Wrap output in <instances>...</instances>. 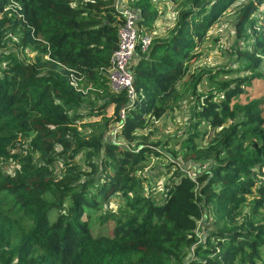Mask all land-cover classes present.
<instances>
[{"label": "trees", "instance_id": "trees-1", "mask_svg": "<svg viewBox=\"0 0 264 264\" xmlns=\"http://www.w3.org/2000/svg\"><path fill=\"white\" fill-rule=\"evenodd\" d=\"M236 1H175L170 36L134 51L130 102L105 73L123 21L116 0H0V159L19 167L13 178L0 172V264H264V97L242 101L254 80H264V28L254 30L250 19L264 0H248L235 24L236 43L244 38L236 62L248 77L217 79L199 93L204 73L206 86L231 69H190ZM128 2L138 33L152 31L161 15L153 1ZM13 33L28 62L10 49ZM185 97L194 106L181 160L209 167L190 176L172 156L176 172L157 202L143 193L139 171L168 143L149 144L152 131L143 132ZM203 122L215 130L204 147L195 143ZM79 128L93 131L81 137ZM59 160L65 170L52 185L45 177ZM114 194L124 205L102 209ZM246 204L254 222L238 223ZM204 208L218 222L200 240Z\"/></svg>", "mask_w": 264, "mask_h": 264}, {"label": "rangeland", "instance_id": "rangeland-1", "mask_svg": "<svg viewBox=\"0 0 264 264\" xmlns=\"http://www.w3.org/2000/svg\"><path fill=\"white\" fill-rule=\"evenodd\" d=\"M156 8L161 11V15L157 18L155 23L152 25L153 30L146 33L149 36L156 37H169L171 30L175 24L177 7L176 2L179 0H152ZM248 0H237L227 12L220 18L217 24L208 32L205 41L202 46H200V56L194 59L191 63L190 69L195 72H208L217 69H231V71L226 74L218 75L215 78H211L205 86V81L208 78L207 73L203 74L202 84L199 85V93H206L209 89V83L214 84L217 79H223L227 81H235L237 79H242L250 75V71L243 69L242 65L236 62L237 48L243 47L244 38L240 42L236 43L235 38V24L237 19L243 9L244 5ZM121 2L126 6L131 8V3L128 0H121ZM255 18L254 30L264 28V6H260L256 12L251 16L250 19ZM246 33H249V39L253 40L255 34L252 33L248 25L245 26ZM11 42L9 47L12 51H15L17 55L28 62L29 54L28 51L21 53L20 48L16 45L17 34H10ZM234 69H239L237 72ZM258 72L264 75V63L258 69ZM232 82V83H233ZM248 95L243 96L242 101L246 102L249 99L256 97H264V80H254L252 86L247 88ZM215 94V93H214ZM221 95L217 93V97ZM194 103L190 98H183L180 103V108L176 111L166 114L162 119L153 123V126L143 132L146 134L148 131H152V136L150 137L148 143L155 144L156 142L168 143L166 147L163 145H158V149L162 151L163 155L160 158L151 157L149 160L145 161L142 165V169L139 171L142 177L146 178V183L143 184V193L145 195H152V197L158 202L163 200L166 187L169 184L170 179L175 175V167L169 164L170 159L176 158L178 162V169L182 167L186 170L187 174L193 176L199 172H204L208 170L209 163L203 164L199 168L198 163L188 158L187 160H181L180 153L183 152V141L187 136L185 131L188 130L189 123L191 120V113ZM264 111V104H263ZM264 114V113H263ZM93 121L92 119H85V122ZM83 123V122H80ZM92 123V122H90ZM81 137H88L90 132L93 130L90 128H79ZM113 130V129H112ZM217 129L216 131H219ZM197 132L205 133L201 138H197L195 143L206 146L210 139L214 137L215 130L209 128L205 122L200 124L197 128ZM114 136V131L110 132ZM70 138V137H68ZM61 151L60 146H56V153ZM173 156V157H172ZM78 165H82L81 162L83 157L79 154L75 157ZM35 161H40L38 154L34 155ZM185 167V168H184ZM19 167L12 159H0V172L7 176L8 178H13ZM65 166L61 160L54 163V167L50 171V176H46V182L54 185L59 182L63 176ZM251 198H248V200ZM124 200L119 194H114L112 197L103 204L102 209H111L117 211L120 205H124ZM248 203V202H247ZM247 205V204H246ZM245 205V206H246ZM51 216H56L58 214V208H54L50 212ZM246 216L247 221L254 222V214L250 210V205L248 204L239 219L238 223L242 222V217ZM217 218L208 208L203 209V216L199 221V227L196 230L199 239L203 240L204 237L216 230V227H212V223H216ZM222 223V222H221ZM262 258L264 259V249L262 250Z\"/></svg>", "mask_w": 264, "mask_h": 264}, {"label": "built area", "instance_id": "built-area-1", "mask_svg": "<svg viewBox=\"0 0 264 264\" xmlns=\"http://www.w3.org/2000/svg\"><path fill=\"white\" fill-rule=\"evenodd\" d=\"M115 5L122 14L123 21L118 30L117 48L112 53L111 65L105 69V73L111 89L115 92L125 90L130 102H133L135 94L132 86L130 63L136 47L145 51L150 46L153 37L146 33L142 35L138 33L136 28L137 15L133 10L126 7L121 0H116ZM71 84L74 87L77 86L74 78H72ZM121 116L124 117L123 112Z\"/></svg>", "mask_w": 264, "mask_h": 264}]
</instances>
